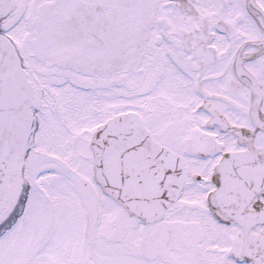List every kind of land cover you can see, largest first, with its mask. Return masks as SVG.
I'll return each instance as SVG.
<instances>
[{"label": "snow or ice", "instance_id": "6c2138e0", "mask_svg": "<svg viewBox=\"0 0 264 264\" xmlns=\"http://www.w3.org/2000/svg\"><path fill=\"white\" fill-rule=\"evenodd\" d=\"M0 264H264V0H0Z\"/></svg>", "mask_w": 264, "mask_h": 264}]
</instances>
